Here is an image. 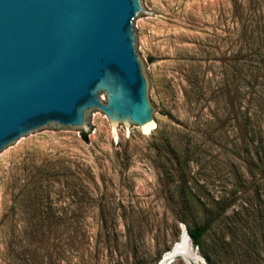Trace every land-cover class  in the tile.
I'll use <instances>...</instances> for the list:
<instances>
[{"label": "trees", "instance_id": "obj_1", "mask_svg": "<svg viewBox=\"0 0 264 264\" xmlns=\"http://www.w3.org/2000/svg\"><path fill=\"white\" fill-rule=\"evenodd\" d=\"M256 1L259 16L242 20L233 64L217 73L195 69L183 75L184 118L156 128L150 138L175 215L184 224L193 219L194 227L187 230L193 245L202 249L212 232L213 248L224 257L236 253L232 247L239 241L238 224L253 219L254 183L246 185L244 177L255 171L264 175V0ZM81 137L88 142L87 133ZM214 150L222 157H213L210 171L224 175L203 180L191 174L190 166H198ZM97 191L91 171L70 162L10 167L0 212V264H67L70 258H76L75 264H91V236L81 224L86 211L95 207Z\"/></svg>", "mask_w": 264, "mask_h": 264}, {"label": "rangeland", "instance_id": "obj_2", "mask_svg": "<svg viewBox=\"0 0 264 264\" xmlns=\"http://www.w3.org/2000/svg\"><path fill=\"white\" fill-rule=\"evenodd\" d=\"M143 2L152 19L137 28V35L154 129L133 126L130 131L124 126L117 131L107 117L93 114L85 132L88 142L82 133L51 131L6 152L0 160V212L4 178L12 166L61 161L91 171L98 189L95 207L86 211L81 224L91 236L87 253L91 264H159L181 241L184 230L194 227L193 219L184 224L175 215L177 207L168 200L167 186L160 180L150 138L156 128L184 118L180 108L186 85L183 75L195 69L217 73L219 67L233 64L241 43V22L250 15L258 17L260 5L256 0ZM249 8H255L254 12ZM212 152L204 154L198 166H190L191 174L203 180L224 175L210 171L213 157H222L219 151ZM250 181L255 188V210L251 223L238 224L239 241L232 247L235 255L219 256L211 232L203 248L197 247L201 257L197 264H208L201 251L211 264H264V175L255 171L251 178L244 177L246 185ZM245 214L243 210L241 216ZM214 230L219 236V228ZM98 232H102L99 239ZM106 232L110 233L107 238ZM68 260L67 264L77 262L76 258ZM165 264L187 262L176 257Z\"/></svg>", "mask_w": 264, "mask_h": 264}, {"label": "water", "instance_id": "obj_3", "mask_svg": "<svg viewBox=\"0 0 264 264\" xmlns=\"http://www.w3.org/2000/svg\"><path fill=\"white\" fill-rule=\"evenodd\" d=\"M151 19L143 0H0V160L51 131L85 133L93 114L154 129L137 35ZM184 231L159 264L198 263Z\"/></svg>", "mask_w": 264, "mask_h": 264}, {"label": "bare ground", "instance_id": "obj_4", "mask_svg": "<svg viewBox=\"0 0 264 264\" xmlns=\"http://www.w3.org/2000/svg\"><path fill=\"white\" fill-rule=\"evenodd\" d=\"M153 124H154V123H153ZM184 238H185V231H184L183 234H182V239H184ZM182 239H181V240H182ZM176 244H178V243H176ZM186 250H187V249H186ZM188 250H189V249H188ZM186 252H187V251H186ZM166 254H168V253H166ZM166 254H165V255H166ZM188 255H189V254H188ZM192 257H193V256H192ZM174 259H175V258H174ZM174 259H173V260H174ZM193 259H195V258L193 257Z\"/></svg>", "mask_w": 264, "mask_h": 264}]
</instances>
